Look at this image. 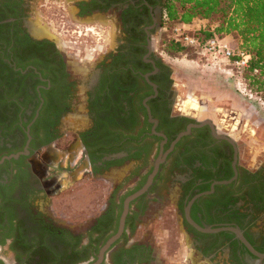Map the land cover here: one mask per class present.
Here are the masks:
<instances>
[{
    "label": "flooded vegetation",
    "instance_id": "obj_1",
    "mask_svg": "<svg viewBox=\"0 0 264 264\" xmlns=\"http://www.w3.org/2000/svg\"><path fill=\"white\" fill-rule=\"evenodd\" d=\"M56 17L63 25H94L100 34L82 100L76 95L81 74L70 69L55 40ZM162 24L161 0H0V159L28 151L0 163V264H165L158 261L151 230L145 228L139 238L135 233L175 183L181 232L202 258L264 264V163H239L237 147L235 174L233 138L215 124V133L202 124L172 145L179 133L174 119L186 115L174 112L172 72L153 49ZM9 92L16 98L8 99ZM77 100L84 103L88 125L68 130V137L62 120ZM192 119L185 128L205 120ZM161 155L151 185L129 201L121 234L104 248L117 232L125 198L144 184L146 179L134 189ZM184 155L193 162L182 163ZM201 159L211 163L208 180L195 176L206 168ZM131 161L133 166L111 179L100 209L83 225L72 226L49 210L67 190L103 180ZM227 161L232 175L225 180L231 181L194 199L189 215L213 220L201 225L239 229L250 248L232 231L201 232L185 219L188 202L203 192L204 183L210 181V189L221 181L216 171ZM177 165L185 170L174 169Z\"/></svg>",
    "mask_w": 264,
    "mask_h": 264
},
{
    "label": "rangeland",
    "instance_id": "obj_2",
    "mask_svg": "<svg viewBox=\"0 0 264 264\" xmlns=\"http://www.w3.org/2000/svg\"><path fill=\"white\" fill-rule=\"evenodd\" d=\"M56 18L53 25L51 23L55 40L67 56L70 69L81 74H78L82 81L78 84L76 95L79 94V99L82 100L87 74L93 69L91 58L99 53L100 34L94 25H63V21ZM203 25L205 27L207 21H196L195 25L190 26L164 19L160 32L153 36L155 53L172 72L174 112L195 119L210 120L220 131L233 138L238 147L239 163L258 166L264 163V105L260 93L252 88L246 70H238L227 59L212 56L201 46H189L183 41H180L184 46L181 51L170 49L171 40L181 39L174 30L175 27H180L185 34L199 37L202 36L200 28ZM218 36L232 47H239L236 36ZM185 102H192V105L186 106ZM87 125L84 103L77 100L72 104V110L63 118L61 129L64 132L70 129L74 132ZM70 134L68 131L66 135L69 137ZM131 165H134L133 161L110 171L111 175L103 180H91L79 188L74 186L57 200L53 199L49 210L62 221L72 222V226L83 225L87 217L100 209L98 204L103 202L110 191L111 179ZM177 189V184H172L167 196L162 198L161 206L153 204L158 207L157 211L146 213L135 237L139 238L145 228L151 230L159 262L163 259L165 264H215L202 258L181 232L178 215L173 207ZM221 258L219 255L215 261Z\"/></svg>",
    "mask_w": 264,
    "mask_h": 264
},
{
    "label": "trees",
    "instance_id": "obj_3",
    "mask_svg": "<svg viewBox=\"0 0 264 264\" xmlns=\"http://www.w3.org/2000/svg\"><path fill=\"white\" fill-rule=\"evenodd\" d=\"M161 5L163 22L164 19H167V21L176 20L193 26L196 24V21H207V25L205 27L203 25L200 28L202 36H197L199 45H202L208 38L214 35L231 34L236 36L239 47L251 54L246 75L251 82L252 88L260 93L264 105V0H161ZM180 41L182 40L176 38L171 40L170 49L181 51L184 46L183 42L181 43ZM6 97L8 99L16 98L10 92L7 93ZM174 120H178L176 132L184 130L187 123L193 122V119L187 116L175 118ZM202 131L207 132L204 129ZM182 157V163L191 164L194 160V157H188V155ZM201 162L202 166L206 168L202 171V174L196 173L195 176L202 178V180H208L212 175L211 163H206L203 159H201ZM177 164H181V161H178ZM225 165L223 170L216 171L218 180L228 179L232 175L229 161ZM174 169L180 172L185 170V168L178 165ZM145 179V176L142 177V180L134 189H138ZM194 182L195 179L193 178L187 183L186 192L193 188ZM209 182L201 185L199 191L208 190ZM220 187L223 186H216V189ZM193 194L192 192L190 196ZM205 198L208 199L209 196H205ZM208 214L205 212V216H208ZM191 216L200 225L203 222L206 224L213 222L211 218L204 220L202 216L197 217L194 211H191ZM189 229L196 232L191 226H189ZM108 236L109 234L105 235V238Z\"/></svg>",
    "mask_w": 264,
    "mask_h": 264
},
{
    "label": "water",
    "instance_id": "obj_4",
    "mask_svg": "<svg viewBox=\"0 0 264 264\" xmlns=\"http://www.w3.org/2000/svg\"><path fill=\"white\" fill-rule=\"evenodd\" d=\"M202 124H208L210 126L212 132L215 133V127L213 126V123L210 120H208V119H205V120H203V121H201L199 123H190V124H188L186 126V128L184 130L180 131L177 134V136H176L175 140L173 141L172 145L180 137L189 134V132L191 131L192 127L200 126ZM230 141L232 142L233 148H234V158H233V162H232V168L234 170V173L236 174L237 146L235 145L233 140H230ZM25 153H28V151L26 149L24 151L11 153L9 155L3 156L0 159V163L2 161H4L5 159L17 158L19 156V154H25ZM163 158H164V155H161L155 160L154 167H153L151 173L147 176L146 181L144 182V184L138 190H136L135 192H133L132 194H130L129 196H127L125 198L124 203H123V210H122L121 215L119 217V223H118L117 232L114 235H112L107 240L104 248H106L109 244H111L121 234L122 229H123V225H124V219H125V216H126V213H127V210H128L129 201L134 199V198H136V197H138L142 193H144L147 190V188L151 185V183L153 181V178H154V175L156 174V172L158 170L159 164L163 161ZM230 181L231 180L214 181L211 184L209 190H205L203 192H200V193L194 195L193 198L188 202L187 206L185 207V210H184L185 219L192 227H194L195 229H197L198 231H201V232L214 233V232H219V231H224V230L232 231V232H234L237 235V237L244 244H246L250 248L249 244L247 243L246 239L243 237V235L241 234L239 229H237L235 227H229V226H215V227H213V226H210V225H199L189 215V209H190V206H191L192 202L194 201V199H196V198H198V197H200L202 195H206V194L212 193L213 190H214V185L215 184H220V183L224 184V183H228ZM179 224L181 225V219H179Z\"/></svg>",
    "mask_w": 264,
    "mask_h": 264
},
{
    "label": "built area",
    "instance_id": "obj_5",
    "mask_svg": "<svg viewBox=\"0 0 264 264\" xmlns=\"http://www.w3.org/2000/svg\"><path fill=\"white\" fill-rule=\"evenodd\" d=\"M174 30L182 41L189 46H201L206 53L227 59L238 70H246L249 67L251 54L240 47H232L218 35L208 38L202 45H199L197 36L185 34L180 27H175Z\"/></svg>",
    "mask_w": 264,
    "mask_h": 264
},
{
    "label": "bare ground",
    "instance_id": "obj_6",
    "mask_svg": "<svg viewBox=\"0 0 264 264\" xmlns=\"http://www.w3.org/2000/svg\"><path fill=\"white\" fill-rule=\"evenodd\" d=\"M185 103H186V102H185ZM186 104H187V105H186ZM186 104H185L186 106H191V105H192V102H190V103L187 102Z\"/></svg>",
    "mask_w": 264,
    "mask_h": 264
},
{
    "label": "crops",
    "instance_id": "obj_7",
    "mask_svg": "<svg viewBox=\"0 0 264 264\" xmlns=\"http://www.w3.org/2000/svg\"><path fill=\"white\" fill-rule=\"evenodd\" d=\"M183 25H190V24L183 23ZM190 26H192V25H190ZM224 36H225V35H224ZM226 36H228V35H226ZM226 36H225V37H226ZM226 38H227V37H226Z\"/></svg>",
    "mask_w": 264,
    "mask_h": 264
}]
</instances>
